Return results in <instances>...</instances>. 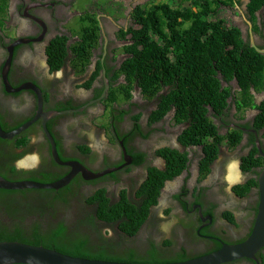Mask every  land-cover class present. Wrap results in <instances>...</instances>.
<instances>
[{"label": "flooded vegetation", "instance_id": "1", "mask_svg": "<svg viewBox=\"0 0 264 264\" xmlns=\"http://www.w3.org/2000/svg\"><path fill=\"white\" fill-rule=\"evenodd\" d=\"M60 3L61 0H8V18L4 21V26H0V126L3 131H14L32 121L39 110V96L35 91L28 89L8 92L3 78L10 58L9 48L18 40H26L27 43L14 49L8 73L9 83L14 89L26 84H32L39 89L43 96V112H65L47 122L48 132L56 143L63 164L54 159L43 119H39L13 140L0 138L1 142L9 144L7 148L0 147L2 155L10 150L14 153H11L12 155L24 154L23 157L10 159L9 167L26 173L24 181H34L29 179L34 176L43 178L40 173H55L60 180L71 173L72 168L67 164L73 162L94 173L121 167L120 170L95 180L86 181L81 174L72 179L67 186L74 188L71 195L84 201L81 206L78 200L68 204L67 226L72 230L81 224L79 216L85 220L88 215L94 214V204L90 203L89 199L98 190H106L107 197L113 203H119L124 193L129 200H138L137 192L147 180L149 169L155 167L164 170L166 167L159 151L164 148L175 149L179 145L180 152L188 153L187 169L165 182L158 204L150 209L149 218L137 235L127 237L123 234L124 238H113L114 234L120 233L119 224L96 221L95 225H82L75 229L78 236L89 237L92 241L88 243L100 244L97 247L107 250L110 255L117 250L114 245L120 244L121 252L133 251L145 259H150L155 254L169 256L171 251L189 254L192 249H202L200 253L205 254L217 251L225 244L237 245L245 242L254 229L258 189L253 188L242 196L235 192L239 185L231 186L226 180L225 173L230 158L224 154L222 148L218 159L211 166L210 174L202 179V147L193 146L187 149L180 144L182 126L166 129L163 133L156 131L155 135H150L151 139L147 144L143 143L140 127L144 134V128L149 126L154 104L147 103L140 127L134 119L136 110L123 114L127 109L123 104L108 107L111 85L115 86L116 81L123 80L122 76L117 77V74L128 58L124 49L129 44L122 36L128 32L127 27L133 24L131 13L133 15L135 9L133 12L126 11L124 20L115 21L105 15L100 16L102 19L98 18L100 35L92 50V63L83 75L77 72L75 74L71 66L74 59L72 53L69 54L67 63L58 70H54L50 64L48 50L52 42L64 35L71 36L69 28L66 27L75 16L70 11L69 3ZM246 14L248 16V13ZM257 15L259 16L260 12ZM72 39L68 40L69 47ZM78 41L80 39L74 42ZM256 41L261 47L264 46V39L259 38ZM90 81L91 85L87 86ZM262 94L264 95V90ZM136 97L133 91V99L130 102L133 103ZM122 114V119H119ZM229 114L234 116L233 111ZM214 120L219 129L226 131L222 126V118ZM166 123L167 117L154 124V127L162 128ZM2 124L8 125V129H4ZM240 125L242 123L234 120L227 127L243 128ZM134 131L136 133L133 136ZM263 132L255 135L259 141ZM101 133L106 137V142L113 138L109 149L97 145L96 139ZM249 134L245 132L243 140L236 147L234 155L238 158L248 156L254 148L255 138L250 139ZM24 138H27L26 144H17ZM121 142L124 143L127 154L134 158L132 163L125 156ZM16 144L19 145L18 148L15 147ZM261 146L264 150V139L261 140ZM82 147L89 148L90 152H83ZM191 150L195 151L190 155ZM138 154H144V162L139 165L134 164ZM240 168L244 171L242 163ZM244 175L242 184L245 185L252 175L251 172H245ZM101 228L103 234L109 231L104 245L99 240L93 241L96 234L101 232ZM166 241H173V244L168 246ZM152 246L155 248L151 250V255L148 249ZM200 253L197 255H201ZM228 264H264V247L256 253V259L243 258Z\"/></svg>", "mask_w": 264, "mask_h": 264}, {"label": "trees", "instance_id": "2", "mask_svg": "<svg viewBox=\"0 0 264 264\" xmlns=\"http://www.w3.org/2000/svg\"><path fill=\"white\" fill-rule=\"evenodd\" d=\"M184 3H189V6L182 7ZM243 4V0L160 1L149 7H138L132 15L134 26L128 33H123V37L130 35V44L124 49L129 56L119 72L125 77V83L117 88L111 85L109 103L129 101L133 86L137 84L145 98L157 101L156 110L150 116L151 125L162 121L174 110L173 123L185 126L179 137L180 144L185 148L202 147V179L210 174L211 166L218 159L224 144L235 148L244 138L243 128H232L228 134L222 135L215 124V118H222L225 125L227 112L231 109V98L238 113L258 109L260 113L255 117L253 126L259 133L264 131V102L257 105L252 93V90H264V55L243 38L238 27L218 17L227 9L242 7ZM7 5L8 0H0V26H4ZM247 13L255 33L263 40L264 0H250ZM79 19L85 28L81 40L69 47V38L61 36L52 42L48 50L54 70L67 63L70 53L74 55L72 67L77 73L83 74L90 65L91 50L98 39L99 23L96 16L90 13ZM261 48L264 49V46ZM235 81L239 89L234 94ZM91 83L88 82L87 86ZM2 127L8 129V125L2 124ZM244 127L249 128L246 125ZM250 137L256 139L254 134ZM26 139L17 144H26ZM1 141L0 147L7 148L8 142ZM17 144L16 148L19 146ZM253 145L251 153L241 159L242 168L244 172L253 171V174L258 175L257 170L264 167V159L256 141ZM81 149L90 152L89 148ZM11 153L14 154L10 150L2 155L0 150V175L12 182L24 181L26 173L9 167L10 159L23 157L24 154L16 156ZM159 155L165 160L166 167L164 170L155 167L149 169L147 180L137 192L138 200H129L124 193L119 203H113L107 197L106 190H98L89 199L94 204V214L88 215L85 220L79 216L81 224L72 230L67 226L68 204L73 200L83 201L71 195L73 187L61 190L0 189V242H20L43 246L72 257L131 264L184 262L213 253L201 254L202 249H192L189 254L171 251L169 256L152 255L151 250L155 248L152 246L148 249L152 257L145 259L133 251L121 252L120 244H116L114 248L117 250L110 255L107 250L97 247L100 244L88 243L92 241L89 237L78 236L75 229L82 225H95L96 221L119 224L120 233L114 234L113 238H124L123 234L127 237L137 235L147 222L150 209L158 204L165 182L187 169L188 153L164 148L159 151ZM143 162L144 154H138L135 163L139 165ZM40 175L43 178L34 176L29 179L46 184L59 178L55 173ZM257 187V179L251 178L245 185L237 186L235 192L242 196ZM102 230L93 241L99 240L104 245L109 231L103 234ZM166 244L172 245L173 241H166Z\"/></svg>", "mask_w": 264, "mask_h": 264}, {"label": "water", "instance_id": "3", "mask_svg": "<svg viewBox=\"0 0 264 264\" xmlns=\"http://www.w3.org/2000/svg\"><path fill=\"white\" fill-rule=\"evenodd\" d=\"M249 27L251 28V46L256 48L258 52L264 54V50H261L253 37L252 29L253 26L250 22H248ZM23 43H27L26 40H19L14 43L9 48L10 58L7 65V68L3 72V78L5 85L7 87V91L14 93L20 92L22 90H33L39 96V110L36 117L20 128L6 132L3 131L0 126V138L3 140H13L15 137L21 135L24 131H26L33 123H35L39 119H43L44 130L47 133L49 141L51 143L53 149V156L56 162L63 164L60 160V157L57 152L56 143L53 137L49 134L47 128V122L51 119H54L56 116L63 114L59 112H48L45 113L42 111L43 104V96L39 89H37L32 84L22 85V87L14 89L9 83L8 73L11 66V61L14 53V49L16 46L21 45ZM108 83V82H107ZM109 85V84H108ZM104 96V95H103ZM102 96V97H103ZM67 113V112H66ZM254 133H257L254 131ZM259 143V141H258ZM123 145V143H122ZM259 146V145H258ZM261 148V146L259 147ZM123 151L125 155H127L126 149L123 145ZM263 154V153H262ZM264 157V156H263ZM130 163H132L133 158L129 157ZM72 168L70 174L66 177L62 178L53 183H39L35 181H9L4 177L0 176V189L4 190H60L70 184L72 179L81 174L82 177L86 180H95L105 175L114 173L121 169V167L108 169L102 173H94L79 163H68ZM258 190H259V205L258 211L255 219L254 229L251 236L243 243L237 245H223V247L215 251L213 253L207 254L200 258L184 261V262H175V263H158V264H228L232 263L236 260L247 258V259H256V253L264 247V170L259 174L258 178ZM0 264H131V263H120V262H111L104 260H92L80 257H72L69 255H65L53 249H48L43 246H33L30 244L20 243V242H0Z\"/></svg>", "mask_w": 264, "mask_h": 264}, {"label": "clouds", "instance_id": "4", "mask_svg": "<svg viewBox=\"0 0 264 264\" xmlns=\"http://www.w3.org/2000/svg\"><path fill=\"white\" fill-rule=\"evenodd\" d=\"M111 1V0H110ZM112 1H114L115 2V4H119L121 7L122 6H124V7H122V8H127V7H125V3H124V1L122 2V1H116V0H112ZM112 1H111V3L109 4L110 6L112 5ZM138 1H141V3H135V5H134V7H132V8H130V12H133V10L135 9H137L138 7H144L143 6V1L144 0H138ZM160 1H166V0H158V1H156L155 0V2H160ZM76 2H77V0H73V3L72 4H69V6H70V11L73 13V14H75V16H74V18L68 23V25H67V29L69 28V25L71 24V22L72 21H74V20H78V24H79V26H78V28H77V31L76 32H74L72 29H70L69 28V30H70V33H71V36H65V37H67V38H69V40L71 39V38H77L78 37V39H80L81 40V38L79 37V34L77 33L79 30L81 31V30H84L85 28L80 24V22H79V18L81 17V16H83V15H85V14H87V13H90V14H93V16H96V18H97V20H98V23H99V19L98 18H101V17H103V15H105V13H103V14H98L97 13V11L95 10L94 12H87V11H89V10H86V11H84V12H82V13H84L83 15H80V13H77L78 11H76V10H74V5L76 4ZM176 2V1H175ZM244 2V1H243ZM249 2H250V0H246V4L244 3L243 4V6L242 7H238V6H236L235 7V10H238V16H240L241 18H242V23L244 22V25L246 26V31H243L242 30V28L240 27V25H236V24H234L231 20L229 21L228 20V22H230L232 25H235L236 27H238V29L241 31V33H242V35H243V38L246 40V41H250V44H251V28L249 27V25H248V22H250L248 19H247V6H248V4H249ZM66 5L67 4V2L66 1H64V0H61V3H60V5ZM104 4V3H103ZM102 4V5H103ZM105 4H106V2H105ZM152 4H157V3H151V5ZM151 5H148L147 7H149V6H151ZM182 6V5H181ZM244 7H245V10H243L244 9ZM229 10H234V8H232V9H227V11H229ZM117 12H118V14H122V12H121V10L119 11V10H116ZM245 11H246V13H245ZM107 13V12H106ZM101 16V17H100ZM105 16H108V17H111L113 20H115V21H117V19H122V18H116V17H114L113 16V12L112 13H107V15H105ZM123 16V18L125 19V12H124V14L122 15ZM8 18V15L6 16V18H5V20ZM131 18H132V21H133V24H132V26L131 25H129V27H127L128 28V31L134 26V24H135V21L133 20V16H132V13H131ZM244 18H245V20H244ZM102 19V18H101ZM247 19V20H246ZM4 20V21H5ZM251 23V22H250ZM252 24V23H251ZM261 24V20H260V23H259V25ZM99 26H100V24H99ZM252 26H253V24H252ZM128 33V32H127ZM252 33H253V37H254V39H255V42H256V44H257V46L261 49V50H264V49H262L261 48V46L260 45H258V43H257V41L256 40H258L259 38H260V36L259 35H257V33H255V31H254V26H253V29H252ZM99 35H100V30H99V34H98V37H99ZM257 36L259 37V38H257ZM77 39V40H78ZM122 39L123 40H125L128 44H130V35H128V36H126V37H123L122 36ZM261 39V38H260ZM19 41V40H18ZM97 41H98V39H97ZM76 42H74V43H72L71 45H70V47H72L74 44H75ZM96 45H97V43H96ZM95 45V46H96ZM94 46V47H95ZM17 47V46H16ZM254 48V47H253ZM256 49V48H255ZM93 50V49H92ZM92 50H91V57H90V65H91V63H92V59H93V56H92ZM257 50V49H256ZM258 51V50H257ZM260 53V52H259ZM264 55V54H263ZM129 56V55H128ZM127 60V59H126ZM89 65V66H90ZM123 65V64H122ZM122 65H121V67H122ZM71 66H72V63H71ZM88 66V67H89ZM88 67H87V69H88ZM121 67H120V70H121ZM73 68V67H72ZM87 69H86V71H87ZM74 70V69H73ZM85 71V72H86ZM74 72H75V74H76V71L74 70ZM120 72V71H119ZM84 75V74H83ZM118 76L117 77H119V75H121L120 73H118L117 74ZM122 76V78H123V80L121 81V82H116L117 83V85H115L114 86V88L116 87H118L119 85H121V84H124L125 83V77L123 76V75H121ZM109 82V81H108ZM225 86H227L226 84H225ZM233 93L235 94L236 93V91L239 89L238 88V83H237V81H235L234 83H233ZM112 89L110 88V90H109V93H110V91H111ZM133 91H135V93H136V99L134 100V102L133 103H131L130 101L133 99ZM131 93H132V97H131V99L129 100V101H122V102H119V101H117V102H115V103H109L108 104V107L109 108H112V105L113 104H123V107L124 106H126L127 107V109H126V111L123 113V114H129V113H131L133 110H136L137 111V115L134 117V119L137 121V124L139 125V127H140V124H141V120L145 117V112H144V109L145 108H147V103H151V104H154L155 105V108H154V110H156V105H157V101L155 100V99H153V100H149V99H147V98H145V96L143 95V92H142V89L137 85V84H135L134 86H133V89H132V91H131ZM252 93L254 94V96H255V103L257 104V105H260L262 102H264L263 100H264V95L262 94L263 93V91L262 92H256L255 90H252ZM229 102H230V106H231V109H230V112L231 111H233L234 112V116L233 117H231L230 116V114H229V112H227V114H228V117H227V119H226V123H225V125H222L223 126V128H225L226 129V132L225 133H223V130L222 129H219L220 130V134H222V135H226V134H228L229 132H230V129H232L233 127H231V126H228L227 127V125L228 124H231L234 120L235 121H238V123H242V125H243V130L246 132V133H250L249 134V136H251V134H254V135H259L260 133L254 128V126H253V122H254V119H255V117H257V115L260 113V111L258 110V109H256V108H252V109H247V110H245V111H243L242 113H238V111H237V107H236V105L233 103V100H232V98L229 100ZM153 110V111H154ZM174 113H175V111L173 110V111H171L167 116H165V118L167 117V122H168V120L169 121H171L172 123H173V118H174ZM123 114L121 115L122 117H123ZM150 116H151V114H150ZM250 116V117H249ZM170 122V123H171ZM157 123H159V122H157ZM156 123V124H157ZM245 123H248V124H252V125H246V126H249V128H246V127H244L245 125ZM173 125H175L174 123H173ZM180 126H182V125H180ZM239 126V125H238ZM178 127V125H175V127L173 126V128H177ZM183 127V130L185 129V126H182ZM145 128H150V129H154V124L153 125H151L150 124V118H149V126L148 127H145ZM145 128H144V134H143V130L141 129V127H140V136H141V139L143 140V142H146V140H148L147 138H149V134L148 135H146V133H145ZM156 128H158V126H156ZM254 131H256L257 133H254ZM154 132V131H153ZM152 132V133H153ZM183 132V131H182ZM261 132H263V131H261ZM135 133L136 132H134L133 133V136L135 135ZM264 133V132H263ZM255 136V137H256ZM251 138V137H250ZM264 139L263 138V135H261L260 136V141L256 138L255 139V141H256V143H257V145H259L258 146V149H259V152H260V155H261V157L264 159V150L262 149V146H261V140L262 139ZM106 140V139H105ZM258 141H259V143H258ZM100 142V141H99ZM99 142L97 143V144H99ZM111 142H113V138L111 137L110 138V141L109 142H107L108 144L109 143H111ZM123 142H121V144H122ZM123 145H124V143H123ZM122 145V146H123ZM179 146V145H178ZM261 146V148H259ZM109 147V146H108ZM125 147V146H124ZM224 148H227V149H231V150H234V149H236V147L235 148H230V147H228L227 145H223L222 146V149H223V151H224ZM126 149V148H125ZM176 149V148H175ZM188 149V148H187ZM178 150V149H177ZM187 153V152H186ZM263 153V154H262ZM249 155V154H248ZM125 156H127L128 157V159H129V157H132V155H129V154H127V155H125ZM245 156V155H244ZM243 156V157H244ZM242 157V158H243ZM133 158V157H132ZM241 157H239L238 158V160H239V167H241V159H242ZM134 159V158H133ZM129 162H130V159H129ZM133 162V161H132ZM241 162V163H240ZM134 164H136L135 162H134ZM240 170H241V168H240ZM262 170H264V167L262 168V169H260V170H257V172H258V175L257 174H253V171L251 172V175H252V178H258V176H259V174L262 172ZM242 171V170H241ZM243 173H245L244 171H242ZM61 180V179H60ZM56 182V181H55ZM257 182H258V180H257ZM40 183V182H39ZM53 183V182H52ZM236 183H238V180H236L235 182H230V185L231 186H233L234 184L235 185H240V184H236ZM45 184V183H44ZM46 184H48V183H46ZM241 185H244V184H242L241 183ZM64 188H67V186L66 187H64ZM64 188H62V189H64ZM257 189H258V187H257ZM61 190V189H60ZM258 194H259V190H258ZM259 201H260V197L258 198V205H259ZM80 203V202H79ZM84 203V201H82V203H80V206H81V204H83ZM257 211H258V208H257ZM256 215H257V213H256ZM255 224V223H254Z\"/></svg>", "mask_w": 264, "mask_h": 264}, {"label": "rangeland", "instance_id": "5", "mask_svg": "<svg viewBox=\"0 0 264 264\" xmlns=\"http://www.w3.org/2000/svg\"><path fill=\"white\" fill-rule=\"evenodd\" d=\"M64 1H66L69 4L73 3V0H64ZM111 1L110 0H77L76 4L74 5V10L78 11L77 13H80V15H83L82 12H84L86 10H89L87 12H94L96 10L98 14L105 13V15H107V13L110 14L113 12L114 17L122 18L124 20V18L122 16L124 14V12L129 11L130 8L134 7L135 3H141V1H138V0H116V1H122V2L124 1L125 7H127V8H122L124 6L121 7L119 4H115L114 1H112V5L110 6L109 4L111 3ZM243 1L246 4V0H243ZM105 2H106V4H105ZM126 3L128 6H126ZM151 3H158V2H155V0H144L143 6L147 7L148 5H151ZM176 3H180V2H176ZM185 6H189V3L182 4V7H185ZM116 10H119V11L121 10L122 14L121 15L118 14V12ZM237 13H238V10H235V8H234V10H229V11L223 12V14L218 15V17L223 18L226 21H228V20L232 21L233 20L234 22L233 21L232 22L234 24L240 25L242 30L246 31L247 28L244 25V22L242 23V18L240 16H238ZM78 26H79L78 20L76 19V20L71 22V24L69 25V28L72 29L74 32H76ZM77 33L79 34L80 38H82L84 35L83 30H81V31L79 30ZM77 39H78V37L73 38L72 43H74V41H77ZM116 53H119V52H116ZM101 122H103V121H101ZM170 122L171 121L168 120V122H167L168 124L167 123L163 124L162 128H156V127H154V129L145 128L146 135L149 134V138H147V139L150 140L151 136H153L157 133L156 131H160L161 133H163L166 129L173 128V126L175 127V125H173V123L172 122L170 123ZM225 132L226 131H223V133H225ZM105 139H106V137H104V134L101 133L100 137L96 139V141H98V142L100 141L99 144H97V145H99L105 149H109L108 148L109 144L106 142ZM148 140H146V142H143V143L147 144ZM174 144L176 145L177 142L175 141ZM176 149H178V145H177ZM194 151L195 150H191L190 155H191V153H194ZM235 151H236V149L231 150V149L224 148V151H223V152H225L224 154H226L227 157L230 158L229 163L227 165L225 176H226V180L228 181V183H230V181H229L230 170L233 169L236 171V173L238 175V177H237L238 183L241 184L245 175L240 170L238 157H237V155H234V154H236ZM195 157H197V156H195Z\"/></svg>", "mask_w": 264, "mask_h": 264}, {"label": "bare ground", "instance_id": "6", "mask_svg": "<svg viewBox=\"0 0 264 264\" xmlns=\"http://www.w3.org/2000/svg\"><path fill=\"white\" fill-rule=\"evenodd\" d=\"M84 14V13H83ZM237 178V173L235 170L231 169V175L229 176V179L231 182H234V180ZM236 181V180H235Z\"/></svg>", "mask_w": 264, "mask_h": 264}, {"label": "crops", "instance_id": "7", "mask_svg": "<svg viewBox=\"0 0 264 264\" xmlns=\"http://www.w3.org/2000/svg\"><path fill=\"white\" fill-rule=\"evenodd\" d=\"M236 184H239V183H236Z\"/></svg>", "mask_w": 264, "mask_h": 264}]
</instances>
